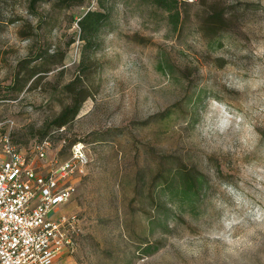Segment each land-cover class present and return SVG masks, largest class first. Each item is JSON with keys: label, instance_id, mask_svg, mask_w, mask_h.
Wrapping results in <instances>:
<instances>
[{"label": "rangeland", "instance_id": "rangeland-1", "mask_svg": "<svg viewBox=\"0 0 264 264\" xmlns=\"http://www.w3.org/2000/svg\"><path fill=\"white\" fill-rule=\"evenodd\" d=\"M178 1L176 30L151 0L110 1L91 49L78 22L98 0H0L2 129L25 157L48 139L44 171L75 143L89 156L57 214L79 220L73 264H264V0ZM187 171L208 185L176 211Z\"/></svg>", "mask_w": 264, "mask_h": 264}, {"label": "built area", "instance_id": "built-area-1", "mask_svg": "<svg viewBox=\"0 0 264 264\" xmlns=\"http://www.w3.org/2000/svg\"><path fill=\"white\" fill-rule=\"evenodd\" d=\"M6 125L0 122V264H53L72 254L79 232L75 215L54 214L74 195L71 180L85 175L86 147L73 144L68 161L53 160L44 171L38 161L47 159L51 142L43 139L25 157Z\"/></svg>", "mask_w": 264, "mask_h": 264}, {"label": "trees", "instance_id": "trees-1", "mask_svg": "<svg viewBox=\"0 0 264 264\" xmlns=\"http://www.w3.org/2000/svg\"><path fill=\"white\" fill-rule=\"evenodd\" d=\"M114 0H98V9L94 11H87L78 22L79 31L81 32L80 37L83 48H93L96 38L102 29L107 27L112 20L113 15L111 14V4ZM152 5L155 8H159L165 14H167V24L172 29L176 30L177 25L180 23V2L178 0H151ZM223 19V16H210L207 21L210 23V30L215 32L220 30L219 23ZM214 32V33H215ZM83 61H81V64ZM39 72L33 70L31 77L35 76ZM38 78V77H37ZM35 78L33 82L34 86L37 85L41 79ZM82 83V79L77 76L75 80L71 81L64 88L67 92H72L73 88ZM88 98V94L83 91L82 95L71 96L70 102L67 106L61 109V112L52 120L51 124L47 128L56 127L61 129L71 124L80 112L82 103ZM46 134V133H45ZM44 134V135H45ZM208 185L206 177L202 173L197 172H184L178 177V182L171 185L167 189V198L172 208L179 211L184 205L193 209L195 203L201 201L205 188ZM147 250L144 252L147 254Z\"/></svg>", "mask_w": 264, "mask_h": 264}, {"label": "crops", "instance_id": "crops-1", "mask_svg": "<svg viewBox=\"0 0 264 264\" xmlns=\"http://www.w3.org/2000/svg\"><path fill=\"white\" fill-rule=\"evenodd\" d=\"M60 208H58L54 214V218L57 217V214L59 213ZM53 264H73L71 257L67 255H63L56 259V261Z\"/></svg>", "mask_w": 264, "mask_h": 264}]
</instances>
